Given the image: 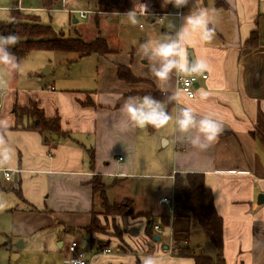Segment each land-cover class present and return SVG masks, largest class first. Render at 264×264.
Wrapping results in <instances>:
<instances>
[{
  "label": "crops",
  "instance_id": "1",
  "mask_svg": "<svg viewBox=\"0 0 264 264\" xmlns=\"http://www.w3.org/2000/svg\"><path fill=\"white\" fill-rule=\"evenodd\" d=\"M220 1L224 7H218L216 0H188L176 8L168 0H122L123 11L135 12L143 6L146 14L139 16L148 19L160 34L169 35L180 30L184 16L194 7L209 9L213 39L202 41L195 32L182 42L187 61L203 60L207 65L196 73H205L207 79L198 80L193 99L179 91L177 71L173 70L167 81H157L149 72V66L157 62L134 48L121 54L108 45L107 55L66 58L62 69L59 64L52 66L49 55L42 60L36 55V60L26 65H22L25 59L19 60L15 70L0 66V194L12 203L3 212L11 217V242L19 241L7 244L13 258L32 250L37 233L47 231L51 236L49 232L54 230L53 235L61 237L57 245L65 248L69 261L75 252L70 244L78 243L88 264H136L145 254L155 255L158 264H194L190 258L173 256L169 248L163 250L170 242L162 241L169 228L163 227L159 242L151 241L145 234L143 218L135 228L137 235L128 229L121 240L106 239L110 243L103 248H109V254L102 253V248L97 250L104 237L85 231L96 203L90 184L93 177L99 176L105 186L108 203L128 200L134 212H150L161 225L159 218L170 216L171 208L160 199L169 196L155 197L151 208L143 203L142 210L140 199L146 182L167 180L172 186L173 175L194 173L203 176L222 220L225 264H264V200L257 204L258 196L264 195V1ZM254 31L258 45L248 48L244 44ZM156 33H147L141 42L156 38ZM84 60L94 64L92 74L77 68ZM118 65L128 67L143 82L130 84L118 79ZM131 92L136 93L133 97L168 94L174 97L170 115L175 117L179 108L191 107L198 119L207 115L219 122L222 132L199 148L187 140L196 135L195 129L181 133L174 120L162 127L168 128L167 136L161 128L150 132L148 127H134L122 111L124 95ZM31 104L45 118L59 119V135H40L16 127L13 107L28 108ZM26 122L24 118L22 123ZM160 140L165 149L169 148L165 167H161L164 157ZM4 170L11 173L9 180L4 179ZM171 227L183 237L188 223L175 219ZM66 235L72 240L65 245ZM189 244L213 253L201 236Z\"/></svg>",
  "mask_w": 264,
  "mask_h": 264
},
{
  "label": "trees",
  "instance_id": "2",
  "mask_svg": "<svg viewBox=\"0 0 264 264\" xmlns=\"http://www.w3.org/2000/svg\"><path fill=\"white\" fill-rule=\"evenodd\" d=\"M55 3L56 0H42L43 7L48 10ZM216 4L218 7H224V4L220 0H216ZM9 17V21L0 22V34H15L18 37V42L10 49L16 55L18 61L25 59L33 51L74 53L76 54V58L90 55L105 56L110 53L106 40L100 35L97 21L95 22L97 36L92 41L86 42L80 37L73 39L57 37L49 26L41 24L38 17L21 14L16 8L10 10ZM257 45L258 35L254 31L250 33L244 46L256 48ZM117 77L130 84L143 82L142 79L135 78L128 67L122 65L117 66ZM135 94L133 92L128 93L124 95L123 100ZM151 95L155 99L165 103L167 112L173 106L174 100L168 99L170 95L161 93ZM11 112L16 118L17 128L32 130L40 135L60 134L59 119L45 118L42 111L35 104H31L28 108L14 106ZM24 118L27 120L25 124L22 123ZM147 127L150 132L156 130L151 126ZM90 159L92 164V151L90 152ZM90 184L93 192L99 194L100 206L106 214L125 216L131 219L143 218L146 223L145 234L152 241L155 235L153 227L156 225V219L150 212H134L131 206L132 203L128 200H124L118 204L108 203L104 195L105 186L101 183L99 176L93 177ZM16 194L19 195L18 193ZM172 200L171 215L160 217L159 220L162 227L169 228L172 233L174 244V249L172 250L173 256L177 258H190L194 264H225L222 256V220L214 209L212 194L205 187L203 176L194 173L173 175ZM29 210L35 211L33 208ZM175 219H184L188 223L186 231L182 233L183 237H178L172 230V222ZM85 231L92 233L99 231L98 222L94 219L93 215ZM198 236L204 237L211 244L212 255L207 254L204 249L202 251L198 247L190 246V241ZM104 246L102 242L97 243V250L104 249ZM136 264L141 263L137 261Z\"/></svg>",
  "mask_w": 264,
  "mask_h": 264
},
{
  "label": "rangeland",
  "instance_id": "3",
  "mask_svg": "<svg viewBox=\"0 0 264 264\" xmlns=\"http://www.w3.org/2000/svg\"><path fill=\"white\" fill-rule=\"evenodd\" d=\"M17 2V4H16ZM121 3L114 5L112 0H56V3L50 10L45 9L42 5V0H0V22H7L10 20V10L16 8L19 13L29 16L38 17L41 24L49 26L57 37H63L65 39L82 38L84 41H92L97 36V30L95 28V21L99 22L98 27L101 37H103L110 47L116 48L121 54H127L130 48H134L135 51L140 52L142 50L141 42L145 39V35L149 32L155 31L157 36L160 34L158 28L150 25L149 20L136 14L138 23L136 25L130 24L125 17L129 11H123L122 0ZM94 12L89 14L86 19H80L76 15L77 12ZM112 18L111 21L108 18ZM74 19L76 21H74ZM159 33V34H158ZM43 51L30 52L22 65L31 63L36 55H39L37 59H45L49 55V61L52 66L60 65V68L66 67V62L63 59L75 60L76 54L65 52H48ZM77 68L82 72H88L92 74L94 71V64L92 61L85 60L77 64ZM44 72V69L41 71ZM139 84V83H136ZM154 95V94H153ZM168 127V125H167ZM165 136L169 134L167 129L161 128ZM170 131V130H169ZM157 144V139L155 140ZM159 147L163 154V166L168 163L169 158L166 156L168 149H165L163 142L160 140ZM158 147V148H159ZM151 172V171H150ZM155 172V170H154ZM157 174V173H156ZM159 188V190H158ZM158 193V194H157ZM162 195L172 196V186L167 180L165 181H147L146 190L142 194L140 199L141 208L144 210L146 206L152 207V201L156 197ZM111 193H108L110 198ZM138 196V195H137ZM144 203V208L142 204ZM11 201L8 196L0 194V264H69L68 254L65 248L60 249L57 245V240L61 237L53 235L49 236L47 231L37 233L34 241L32 242V250L29 252L24 251L18 258L12 257L10 252V229H11V217L3 212V208L10 206ZM154 204V201H153ZM149 207L147 209H149ZM154 207V206H153ZM167 207V206H165ZM92 215L98 222V232L96 235L102 236L103 244L108 245L110 241H106L107 238L114 240H121L122 234L127 232L128 229L138 228L140 218L127 219L123 216L106 214L100 206L99 194H96V203ZM143 220V219H142ZM163 231V227L159 225ZM168 233H165V235ZM77 239V237H75ZM168 235L162 238L163 243H168ZM201 239L206 241L204 237ZM71 236L66 235L63 237L64 244H70ZM19 241L16 243L18 244ZM112 242V240H111ZM208 244L209 242L206 241ZM12 243L11 244H16ZM170 246V244L168 243ZM211 245V244H209ZM209 255L213 253L208 251ZM66 260V261H64ZM69 262V263H68Z\"/></svg>",
  "mask_w": 264,
  "mask_h": 264
},
{
  "label": "clouds",
  "instance_id": "4",
  "mask_svg": "<svg viewBox=\"0 0 264 264\" xmlns=\"http://www.w3.org/2000/svg\"><path fill=\"white\" fill-rule=\"evenodd\" d=\"M168 2H171L176 8H181L188 3V0H168ZM123 17L132 25L138 23L133 10L124 14ZM210 21L209 9L194 7L188 15L184 16L180 30L174 35L159 34L156 38L141 44L143 54L149 60L157 62L149 66V72L157 81H167L173 70L191 74L201 72L207 67L203 60L189 63L185 58V48L182 46V42L185 37L195 32L199 33L200 40L211 41L214 37V30L209 27ZM17 42L18 37L15 34H0V66H5L10 70L19 67L16 55L10 51ZM185 83L188 82L185 81ZM202 96H207V93L202 92ZM168 99L171 100L174 97L170 96ZM122 111L128 122L138 128L151 126L154 129H160L174 120L175 128L181 133L195 129L196 135L187 138L193 147H206L207 144L204 142L215 140L222 132V125L219 122L207 115L198 119L191 107L179 108L178 114L173 117L166 111L165 103L155 99L151 94L142 97H127ZM4 154L7 158V149L4 150ZM72 264H78V261L73 260ZM141 264H158V258L153 254L142 255Z\"/></svg>",
  "mask_w": 264,
  "mask_h": 264
},
{
  "label": "built area",
  "instance_id": "5",
  "mask_svg": "<svg viewBox=\"0 0 264 264\" xmlns=\"http://www.w3.org/2000/svg\"><path fill=\"white\" fill-rule=\"evenodd\" d=\"M262 1H264V0H258V2H262ZM62 4H63V0H62ZM135 13L137 15H145L146 14L145 8L143 6H140L138 8V10L135 11ZM89 14H94V12L80 11V12L76 13L78 18H80V19H86ZM176 16L179 17L180 14L177 13ZM199 79L200 80H206L207 75L205 73H202L200 75L194 74L193 76H189L187 74L179 73V72H177V74H176V84L178 86V89L187 99H193L195 97V91H196L195 90V84L198 82ZM185 81H187L188 83L186 84ZM121 160H122L121 158H118V161H121ZM3 174H4V179L9 180L11 173L9 171L4 170ZM160 202L171 208L172 203H173L172 196L171 197H162L160 199ZM153 231L156 235L163 234V231L161 230V228L157 224L154 225ZM165 233H168V232H165ZM168 236H169V240H170V242H169L170 246L168 245V248L172 251L174 249V244H173V239H172V233L170 230H169ZM70 249L75 251L73 254V257L69 261L70 264H72L73 260H77L78 264H88V262L86 261V255H85L84 251L79 248L78 243H71ZM102 253L109 254L110 249L106 248V249L102 250Z\"/></svg>",
  "mask_w": 264,
  "mask_h": 264
},
{
  "label": "water",
  "instance_id": "6",
  "mask_svg": "<svg viewBox=\"0 0 264 264\" xmlns=\"http://www.w3.org/2000/svg\"><path fill=\"white\" fill-rule=\"evenodd\" d=\"M188 62L191 63V60H188ZM194 74H196V73H191V74H187V75L193 76ZM195 86H196V84H195ZM263 200H264V195H259L258 198H257V204L260 205L263 202ZM130 233H133V234L137 235L138 234V229H132L130 231ZM153 241L154 242H159L160 238L158 236H154L153 237ZM19 245H21V243H19ZM15 247L17 248V245ZM162 248H163V250H167L168 249V247L166 245H164Z\"/></svg>",
  "mask_w": 264,
  "mask_h": 264
}]
</instances>
